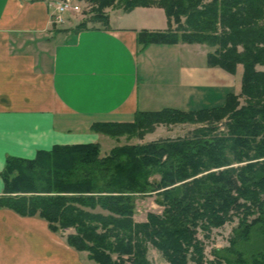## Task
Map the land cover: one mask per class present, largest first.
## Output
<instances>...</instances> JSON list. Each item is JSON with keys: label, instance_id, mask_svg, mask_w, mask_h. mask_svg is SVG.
Returning a JSON list of instances; mask_svg holds the SVG:
<instances>
[{"label": "trees", "instance_id": "16d2710c", "mask_svg": "<svg viewBox=\"0 0 264 264\" xmlns=\"http://www.w3.org/2000/svg\"><path fill=\"white\" fill-rule=\"evenodd\" d=\"M80 1L98 5L92 10L97 15L71 31L106 22L107 8L164 9L169 30H143L139 44L182 41L215 48L210 66L233 75L243 66L241 94L227 89L222 105L139 112L132 123L92 125L94 131L114 134L160 121L209 124L191 137L116 147L104 157L99 143L56 145L33 159L10 156L0 172L5 184L0 208L39 217L54 233L74 229L68 244L98 264H152L150 246L169 264H223L206 260L200 232L209 238L214 228L237 217L238 238L264 233V70H259L264 67V0ZM218 123L227 131L218 132ZM154 176L160 179L151 180ZM142 195H156L163 211L137 223L136 196ZM240 254L236 262L245 264ZM226 264L236 263L227 259Z\"/></svg>", "mask_w": 264, "mask_h": 264}, {"label": "crops", "instance_id": "0c3cea01", "mask_svg": "<svg viewBox=\"0 0 264 264\" xmlns=\"http://www.w3.org/2000/svg\"><path fill=\"white\" fill-rule=\"evenodd\" d=\"M53 1L0 0V172L10 156L33 159L56 145L98 143L91 131L97 122L191 111L178 107L200 93L209 106L222 105L223 69L209 65L206 45L139 44L143 30H169L164 9L138 7L132 12L140 10V22L123 26L132 12L112 8L102 25L71 31L53 24ZM152 72L160 79L153 82ZM0 264L93 263L47 221L0 208Z\"/></svg>", "mask_w": 264, "mask_h": 264}, {"label": "rangeland", "instance_id": "374dc122", "mask_svg": "<svg viewBox=\"0 0 264 264\" xmlns=\"http://www.w3.org/2000/svg\"><path fill=\"white\" fill-rule=\"evenodd\" d=\"M80 3L82 4V12L77 14L74 18H69L67 23H65L63 26H58V28H61V29L74 28L80 22L86 19H91L97 15V13H93L92 10L96 9L98 5L93 4L89 1H82ZM111 11H112V8H107L103 10V13L107 14V13H111ZM142 15L143 14L140 12V10L138 11L135 10L134 12L127 15V19L122 25L125 26V25L135 24L134 22H140L139 19L142 18L141 17ZM102 22L103 21L95 22V23L89 22L88 27H95V26L102 25ZM115 25H117V23ZM177 27H178L177 24L173 23L172 29L174 31H178ZM178 32L180 35L182 34V31H178ZM206 46H207V50L210 51L211 53L215 51V48H212L208 45ZM159 47L160 48L164 47L163 49H169V48H172L173 46L161 45ZM178 55L179 53L176 54V56ZM151 56L152 58H158L157 56H153V55ZM196 64H201V63H196ZM174 65L172 66V68L174 67ZM153 70H161V69L159 67H153ZM259 70H264V67H259ZM222 73L224 76L223 79L222 80L218 79L217 82L222 84L225 90L230 89L234 91L237 95H240L241 90H242L241 86H242L243 66L240 65L238 67V72L235 75L230 74L226 72L225 70H223ZM152 77H153V82L155 80H159L161 77V73L152 72ZM203 94L204 93H200L199 95L201 96L198 98L194 97V99H192V101L189 103L190 105L187 106L186 104H183L181 105V107H178V108L184 109V110H190V109L198 110V109L203 108L204 106L211 105L210 101L205 102V100L202 97ZM246 102H247V98L242 97L241 103L244 105ZM226 120H224V123L226 122ZM152 124L153 125L149 127L146 125L143 127V125H141L137 129L132 130V131L131 130H126V132L125 131L123 132V130L116 131L119 133H114V134L111 133V131H108V132L106 131L97 132L94 130H91V131L95 133L94 137L96 138L97 142L101 145L102 156L104 157V156L109 155L111 151L116 147H123L127 145L128 146L129 145H144V144H148L151 142H159V141L166 140V139H178V138L191 137L192 132L194 130L202 128V127H207L209 125V124H206V122L165 123L161 121L160 123L153 122ZM222 124L223 123L216 124L219 126V130H217L218 132L227 131L225 126ZM245 164L246 163H242V165H245ZM226 168L228 167H224V169ZM154 179H160V177L154 176L153 178H151V180H154ZM136 198H137V208H136V213L134 216V221H136L137 223L147 221V216L149 213H158V214L162 213L163 208L156 203V198H157L156 195H142V196H136ZM238 227H239V219L236 217L234 218L232 222H228L223 227L214 228L209 238L205 237L203 232L199 233V238L204 242V245H205L206 260L208 262L221 261L223 264H226L227 259H228L230 261L235 262L236 264H242V263L236 262L239 254L241 253L240 255H242L243 259L247 261L246 262L247 264H253L252 259L254 258L261 264H264V233L253 231L252 235L250 236L248 240H243V238H238L236 234L235 230ZM61 233H62V236H64V238L67 241L68 235L71 233H75V230L69 229ZM233 240L234 242H236V245L234 248H233L234 244L232 242ZM80 253L83 255L84 258L88 259L91 263L98 264L95 260H92L89 258L88 252H80ZM148 257H149V260L152 262V264H169L165 260V258L161 255V253L157 251L156 249H154L152 246H150Z\"/></svg>", "mask_w": 264, "mask_h": 264}, {"label": "built area", "instance_id": "2783aa9c", "mask_svg": "<svg viewBox=\"0 0 264 264\" xmlns=\"http://www.w3.org/2000/svg\"><path fill=\"white\" fill-rule=\"evenodd\" d=\"M52 10L53 23L63 25L67 18H74L82 12V4L77 0H55L49 5Z\"/></svg>", "mask_w": 264, "mask_h": 264}]
</instances>
